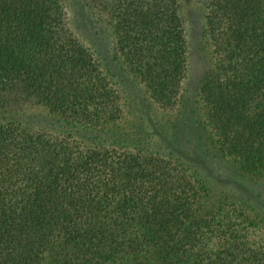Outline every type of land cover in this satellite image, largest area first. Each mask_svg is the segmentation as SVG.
<instances>
[{
    "label": "trees",
    "instance_id": "1",
    "mask_svg": "<svg viewBox=\"0 0 264 264\" xmlns=\"http://www.w3.org/2000/svg\"><path fill=\"white\" fill-rule=\"evenodd\" d=\"M86 1L106 12L149 98L174 106L186 65L179 8L192 0ZM199 3L218 58L199 82L204 124L223 157L260 177L264 0ZM115 95L60 0H0V264H264V247L205 211L182 165L128 138ZM33 109L44 114L25 115Z\"/></svg>",
    "mask_w": 264,
    "mask_h": 264
},
{
    "label": "rangeland",
    "instance_id": "2",
    "mask_svg": "<svg viewBox=\"0 0 264 264\" xmlns=\"http://www.w3.org/2000/svg\"><path fill=\"white\" fill-rule=\"evenodd\" d=\"M60 3L67 28L90 52L115 92L121 111L119 125L128 138L135 137L142 153L182 165L203 188L205 211L222 220V231L234 230L233 234L238 237L243 233L239 241L264 247V173L251 177L241 172L222 156L204 124L199 82L203 73L212 75L208 73H212L218 58L212 54L203 33L199 0L198 3L188 1L179 8L186 65L176 103L171 108L155 104L144 86L135 80L117 51L106 12L92 9L86 0H60ZM39 110H28L25 115L40 117L43 111ZM23 119L28 120V117ZM125 146L135 151L132 144Z\"/></svg>",
    "mask_w": 264,
    "mask_h": 264
}]
</instances>
